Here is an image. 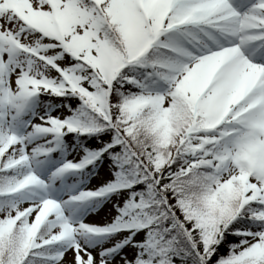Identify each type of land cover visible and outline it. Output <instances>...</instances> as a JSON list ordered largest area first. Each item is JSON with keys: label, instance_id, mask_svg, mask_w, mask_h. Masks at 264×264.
I'll use <instances>...</instances> for the list:
<instances>
[{"label": "snow or ice", "instance_id": "obj_1", "mask_svg": "<svg viewBox=\"0 0 264 264\" xmlns=\"http://www.w3.org/2000/svg\"><path fill=\"white\" fill-rule=\"evenodd\" d=\"M0 264H264V0H0Z\"/></svg>", "mask_w": 264, "mask_h": 264}]
</instances>
